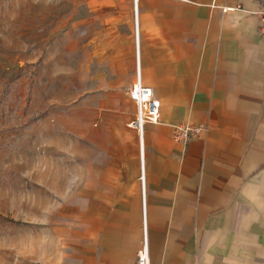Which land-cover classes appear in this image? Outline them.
Wrapping results in <instances>:
<instances>
[{
  "label": "crops",
  "instance_id": "obj_1",
  "mask_svg": "<svg viewBox=\"0 0 264 264\" xmlns=\"http://www.w3.org/2000/svg\"><path fill=\"white\" fill-rule=\"evenodd\" d=\"M263 3L64 0L79 93L35 152V228L64 264H138L144 234L148 264H264ZM137 78L160 104L141 142Z\"/></svg>",
  "mask_w": 264,
  "mask_h": 264
},
{
  "label": "rangeland",
  "instance_id": "obj_2",
  "mask_svg": "<svg viewBox=\"0 0 264 264\" xmlns=\"http://www.w3.org/2000/svg\"><path fill=\"white\" fill-rule=\"evenodd\" d=\"M63 3L0 0V264H46L43 251L64 264L62 237L35 228V152L63 131L79 93L71 90L78 34L64 36Z\"/></svg>",
  "mask_w": 264,
  "mask_h": 264
},
{
  "label": "built area",
  "instance_id": "obj_3",
  "mask_svg": "<svg viewBox=\"0 0 264 264\" xmlns=\"http://www.w3.org/2000/svg\"><path fill=\"white\" fill-rule=\"evenodd\" d=\"M259 18L258 32L264 38V3L257 11ZM129 98L135 103V118L128 124L133 128L142 141L143 127L145 123H157L159 119V101L153 96V92L149 87L143 86L137 78L135 84L128 92ZM201 133V128L192 125H179L174 127L173 139L177 142L186 143L196 138ZM142 196H144V185L141 184ZM138 264H148V256L146 251V237L144 234V244L142 250L138 253Z\"/></svg>",
  "mask_w": 264,
  "mask_h": 264
}]
</instances>
